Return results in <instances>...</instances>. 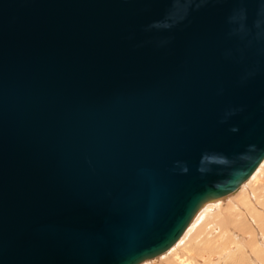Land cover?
<instances>
[{
    "label": "water",
    "instance_id": "water-1",
    "mask_svg": "<svg viewBox=\"0 0 264 264\" xmlns=\"http://www.w3.org/2000/svg\"><path fill=\"white\" fill-rule=\"evenodd\" d=\"M264 159V0H0V264H139Z\"/></svg>",
    "mask_w": 264,
    "mask_h": 264
},
{
    "label": "bare ground",
    "instance_id": "bare-ground-1",
    "mask_svg": "<svg viewBox=\"0 0 264 264\" xmlns=\"http://www.w3.org/2000/svg\"><path fill=\"white\" fill-rule=\"evenodd\" d=\"M205 207V214H199ZM247 221L253 225L250 232L244 228ZM191 223L195 224L188 234H185L187 227L171 248L158 255L160 257L174 250L168 259H153L158 257L155 256L139 264H191L188 262L190 252H198L195 258L192 254L193 260L197 261L195 264H222L224 261V264H236L235 260L242 258V251L237 255L239 247L235 249L229 245L226 239L229 234L235 240L239 239V246L242 245L243 250H248L250 246V252L261 261L263 253H259L258 247L255 248L257 250L253 247L256 245L255 235L259 238L260 246L264 247V159L234 192L203 204L189 225ZM181 243L187 246L180 249Z\"/></svg>",
    "mask_w": 264,
    "mask_h": 264
},
{
    "label": "rangeland",
    "instance_id": "rangeland-1",
    "mask_svg": "<svg viewBox=\"0 0 264 264\" xmlns=\"http://www.w3.org/2000/svg\"><path fill=\"white\" fill-rule=\"evenodd\" d=\"M262 207V206H261ZM260 207V208H261ZM206 207L204 208V209H202L201 211H200V213L199 214H201V215H204L205 214V212H206ZM250 221V220H249ZM248 223V224H247ZM251 223V222H250ZM250 223L247 221V222H245L244 223V228H245V230L247 231V232H250L251 230H252V223H251V226H250ZM195 223H191L189 226H188V228H187V230L185 231V234H188L189 232H190V229H191V227L194 225ZM230 236H226V239H227V241H228V243H229V245L231 246V247H233V248H237V247H239L238 248V251H237V255L242 251V258L241 257H238L235 261H236V264L238 263V264H264V247H261L260 246V241H259V238L255 235V237H254V240H255V242H256V245H255V247H253L254 249L256 248V247H258L257 249H259L258 251H259V253L260 252H262L263 254H262V256H261V258H262V260L261 261H258L257 260V258L250 252V246L248 247V250L246 251V250H243V248L241 247L242 245H240L239 246V243H238V241H239V239L238 238H236L237 240H235L234 239V237H232V235L231 234H229ZM262 235H264V227H263V234ZM233 245V246H232ZM185 246H187V245H183V243H181V246L179 247L180 249L181 248H185ZM235 246V247H234ZM244 248H246V245L244 246ZM257 249H255V250H257ZM172 252H174V250L173 251H169V252H167V253H164V255H161L160 257L158 256V257H156V258H153V259H157V258H160V259H168L170 256H171V253ZM169 253V254H168ZM196 253H198V252H190V257H191V259H189L188 260V262L189 263H191V264H195L197 261H196V259H195V261L193 260V256H194V258L195 257H197V255H196ZM192 254H193V256H192ZM241 255V254H240ZM165 256V257H164ZM188 257V256H187ZM257 261V262H256ZM194 262V263H193ZM225 262V261H224ZM224 262L222 263V264H224Z\"/></svg>",
    "mask_w": 264,
    "mask_h": 264
}]
</instances>
